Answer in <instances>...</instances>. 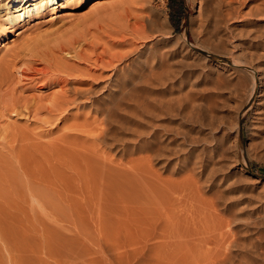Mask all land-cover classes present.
<instances>
[{"label":"rangeland","instance_id":"1","mask_svg":"<svg viewBox=\"0 0 264 264\" xmlns=\"http://www.w3.org/2000/svg\"><path fill=\"white\" fill-rule=\"evenodd\" d=\"M205 1L85 0L30 24L3 27L0 18V264H264V13H239L234 3L215 17ZM143 13L160 30L151 44L128 21ZM72 39L91 42L94 63L62 52ZM33 41L38 54L70 59L104 114L75 108L41 122L60 87L21 78L20 67L41 63ZM118 53L117 73L96 66L95 57ZM160 93L181 95L185 109L171 110L186 140L205 164L233 175L226 204L185 157L158 158L153 137L133 133L142 124L135 102L159 103Z\"/></svg>","mask_w":264,"mask_h":264},{"label":"bare ground","instance_id":"2","mask_svg":"<svg viewBox=\"0 0 264 264\" xmlns=\"http://www.w3.org/2000/svg\"><path fill=\"white\" fill-rule=\"evenodd\" d=\"M82 1H85V0H0V18L2 19V26L3 27L8 26V25L17 26L21 23L30 24L31 22L35 21L37 18H39L41 16H45L49 13L54 15L53 18H56L59 16L58 14H60L61 9L64 8L65 3L69 2V4L70 3L78 4ZM207 1L210 2V3L208 2L210 5H208L206 7L205 13L207 15H210V13H214L215 17H216V14L222 15V16L225 15V16H223L224 18L226 17V15L229 16L232 12V8L234 7V9H235V6L232 7V5H234V3H236V4L238 3L239 5L241 4V6L243 7L241 10H239V13H243V10L246 12V9L248 10V14H252V13L254 14V12H256L258 14L264 13V0H215V2H214V0H207ZM207 1H205V2H207ZM97 4H100V2L98 1ZM71 6H72V4H71ZM69 10H71V8ZM73 10H74V8H73ZM148 13L147 14L143 13L144 15H141V16L137 15L132 19V21H130V20H128V21L132 22V24L134 26V29H135L134 35L138 38L142 37L146 41L150 40L149 44H151L152 42H154L153 40H155L154 36L160 35V34L157 35L160 30L159 31L157 30L155 18L151 14H148ZM53 18H52V20H53ZM99 27L101 29H103V31L101 33V32H99L101 30H98V34H99V36L103 37L105 30L101 26H99ZM173 31H174V29L172 27H170L166 30L165 33H162V34H165L164 36L161 35L162 37H164L163 41H165V36L172 38L174 36ZM94 32H97V31L94 30ZM51 35H52L51 38L56 39V37H54L53 34H51ZM56 35H57V37L59 36L58 34H56ZM83 37H85V36H83ZM87 37H88V35H87ZM186 37H187V35H186ZM47 38H49V36ZM75 39H80V37L79 38L76 37ZM75 39L74 40L72 39L74 41V43L72 44V48L65 46L66 48L63 47L64 50L63 51L61 50V51L63 53H65V55L70 56L71 59L78 61V63L81 62L84 64L85 63L91 64L90 63L91 60L94 63V61L92 59V55H90V51H95L96 49L94 46H92V44H90L91 42L86 43V41H88L89 39L86 40V37H85V39L83 38V40H86V41H83V40L82 41L81 40L75 41ZM158 39H160V38H158ZM32 43L34 44L35 41H33ZM81 43H83V44H81ZM33 44H31V46ZM188 44L192 48V50H196L198 53H199V51H201L199 48L192 45L191 43H188ZM26 45H28V44H26ZM76 45L78 47H75ZM29 46H30V44H29ZM70 46H71V44H70ZM39 47H41L40 43L36 42L30 51L33 54H38L36 51L39 52V49H40ZM25 49H24V51H25ZM28 49H30V48H28ZM46 52L44 54L43 51L42 52L40 51V53H43V54L34 55V56H36L35 58H38V56H39V58H40L39 62H41L40 63L41 67H39L40 65L38 67H35L32 65L33 63H31V62L30 63L32 66L27 65L30 68L29 67H27V68H23V67L21 68L20 67V74L22 76L21 78H26V80L27 79L32 80L33 78L35 79L37 77L41 82L40 88H43L42 83L45 85H46V83H51L53 85H57L60 87V90H59L60 93L58 94V96L56 95L53 97L56 102L54 103V101H53L54 104L52 102H50L53 105V106L52 105L51 106L53 107L52 109H54V110H52L51 111L52 113H50V114L47 113V114H49L48 118H45L42 120L43 117L42 118L40 117L41 122L44 125L49 124V123L51 124L53 122L57 123V121L62 120L60 118L58 119L59 116H61V115L64 116L66 114H69L70 112H72L71 110L75 109V108L79 112L85 113L87 118L92 117V115H94L93 112H95L96 114H99V113L102 114L103 112H101V110L98 111L100 108V105H96L93 102L94 85L92 84V82H90L88 80H84V79L76 76L77 75V73L75 71L76 69L74 70L73 69L74 67L71 68L72 66L69 65V63H67V62H71L70 59H69V61L67 60L65 62V64H62L63 62L60 59H59L60 60L59 61L57 58H55L52 51L51 52H52V55L54 56V58L52 55L49 54L50 51H48V54H46ZM54 52H56V51H54ZM19 53L22 54V52H19ZM19 53L17 54L18 56L20 55ZM23 53H25V52H23ZM28 53H25V54L28 55ZM91 54H94V53L91 52ZM118 54L119 55L109 56L108 58H104V57H101L100 55L99 56L97 55L98 57H95V59H94L95 62L98 63L96 66H103V68L113 67L115 69L114 70L115 73H117L119 68H118V65L116 63L120 62L121 60H125V59H123L122 54H120V53H118ZM29 55L31 56V53H29ZM94 55H96V54H94ZM18 56H16V59L18 58ZM21 58L23 59L24 57L22 56ZM26 58H24L25 59L24 62L27 61ZM62 58H64V57H62ZM12 59H13L12 61L8 62V65L13 66L15 68L18 64L14 60L15 58H12ZM18 60H19V58H18ZM63 61H64V59H63ZM60 62H62V63H60ZM221 62L224 64H227V63L230 64V61L227 59H221ZM228 64H227V66H229ZM36 65H38V64H36ZM89 66H91V65H88L86 67L89 68ZM233 68H234V66H233ZM231 69H232V67H231ZM88 70H89L88 71V73H89L90 69H88ZM50 73L53 74V78H52V76L48 77V76H50L49 75ZM61 73L64 76H68L69 79L67 77L66 78L60 77L59 74H61ZM63 73H65V74H63ZM66 73H67V75H66ZM96 73H99L100 77H102V75H103V72L101 70L96 72ZM71 77H73V79H70ZM161 95L162 96H161V100L159 101V103L156 102V99H154L155 101L153 100L152 104H149L146 102V104L142 103V105H140L138 103V101L135 102L136 104H135L134 112H136L135 113L136 115L138 113L139 108L140 109L142 108V119H141L142 124H141V131H136V130L134 131L133 130L134 131L133 133H135L138 137H144L147 134L151 135L153 137V140L158 145H160V147L158 146L159 149L156 150V156L158 158H163V159L171 161V160L175 159V157L178 156L179 154H180V156H178V157H181V156L185 157V159H187V161L189 163V167H191V170L196 172L197 169H200L202 171V174H205L207 176L208 182H210L211 184L214 185V187L212 188V191L215 192L216 200L218 199L217 200L218 202H220L222 204H224V203L226 204L227 200L224 197V196L228 195V194L226 195V192H228L230 190L231 191L235 190L236 187H238V186H236V182L234 181L233 175H225L222 171L217 170V168L214 165L210 166L208 163L205 164V162L202 159V157L200 156V154H196L194 149H192L191 143H188V141L186 140L187 133L185 130H181L180 126L176 123V121H175L176 118H174L173 112L171 110L176 103L177 104L180 103L181 106L184 108L185 103L183 102L181 95L179 94V96H173L172 93H171L172 96H169V97L165 94H161ZM186 101H187V99H186ZM38 103H40V102H38ZM37 105H39V107H41L40 104H37ZM41 105L43 106V104H41ZM14 108H16V107H14ZM36 108H37V106H36ZM36 108H34V111ZM27 109H28V107H27ZM16 110H15V112H16ZM20 110H22V109H20ZM41 110L43 111V109L40 108L39 111L41 112ZM21 112H23V111H21ZM27 112H26V114H27ZM29 112H31V111H29ZM35 112H37V111H35ZM48 112H50V111H48ZM23 113H25V112H23ZM57 113H59V114L57 115ZM33 114H34V112H33ZM38 114L41 115V113H38ZM52 114H54V115H52ZM23 115H25V114H23ZM28 115H30V114L28 113ZM34 115H36V113ZM136 118H138V117H136ZM102 120L100 121L101 122L100 124H101V127L103 128L107 125V123H106V121H104V119H102ZM96 122H97V120H96ZM97 125H99V122ZM101 127H100V132H99L100 136L104 135V133H105L104 131H106V130H104L106 127L103 130L101 129ZM149 127H151V128L149 129Z\"/></svg>","mask_w":264,"mask_h":264},{"label":"water","instance_id":"3","mask_svg":"<svg viewBox=\"0 0 264 264\" xmlns=\"http://www.w3.org/2000/svg\"><path fill=\"white\" fill-rule=\"evenodd\" d=\"M264 178V177H263Z\"/></svg>","mask_w":264,"mask_h":264}]
</instances>
